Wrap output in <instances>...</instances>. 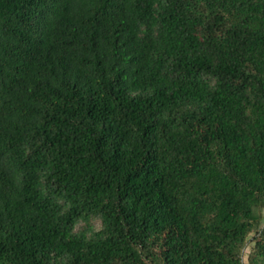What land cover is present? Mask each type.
Returning a JSON list of instances; mask_svg holds the SVG:
<instances>
[{
  "label": "trees",
  "instance_id": "trees-1",
  "mask_svg": "<svg viewBox=\"0 0 264 264\" xmlns=\"http://www.w3.org/2000/svg\"><path fill=\"white\" fill-rule=\"evenodd\" d=\"M250 241L264 264V0H0V264Z\"/></svg>",
  "mask_w": 264,
  "mask_h": 264
},
{
  "label": "rangeland",
  "instance_id": "rangeland-1",
  "mask_svg": "<svg viewBox=\"0 0 264 264\" xmlns=\"http://www.w3.org/2000/svg\"><path fill=\"white\" fill-rule=\"evenodd\" d=\"M254 245H255V243H253L252 241H250V242H248V244L246 246L245 256H244V262H245V264H249V259H253L254 256H255Z\"/></svg>",
  "mask_w": 264,
  "mask_h": 264
}]
</instances>
